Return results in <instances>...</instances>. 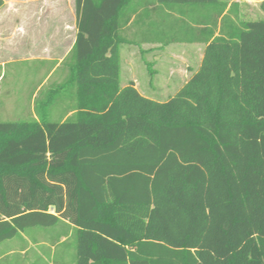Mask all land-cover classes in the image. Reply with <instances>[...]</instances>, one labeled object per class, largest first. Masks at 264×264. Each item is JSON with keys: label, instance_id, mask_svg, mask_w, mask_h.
<instances>
[{"label": "trees", "instance_id": "1", "mask_svg": "<svg viewBox=\"0 0 264 264\" xmlns=\"http://www.w3.org/2000/svg\"><path fill=\"white\" fill-rule=\"evenodd\" d=\"M157 1L213 11L198 70L164 102L121 88L132 0H74L63 79L0 122V244L62 223L74 264H264V20Z\"/></svg>", "mask_w": 264, "mask_h": 264}, {"label": "rangeland", "instance_id": "2", "mask_svg": "<svg viewBox=\"0 0 264 264\" xmlns=\"http://www.w3.org/2000/svg\"><path fill=\"white\" fill-rule=\"evenodd\" d=\"M251 1L254 4L250 5L252 10L246 12L247 19L264 18V0H261L262 2L260 0ZM57 3L58 0H3V6L0 8V63H4L0 67V122L32 120V116L36 115L35 108L40 103L39 101L45 99L50 87L59 84L63 79L65 74L63 68H59L58 72L48 77L52 64L41 66V63L37 61L38 46L34 47L35 50L31 53L28 52L27 47L31 45V36H34L32 33V35L28 34V28L31 26L34 28L35 25L24 21L22 15L23 11L34 10L38 5L39 8L44 7L46 10L47 7L57 5ZM65 3L67 4L68 0H61L62 8ZM61 10L66 11L67 9ZM51 25L48 23L37 25L40 30L45 29L38 36H45L47 27ZM24 29L29 35L27 39L23 37ZM37 39L41 38L33 40L37 41ZM38 45L41 44L38 43ZM125 47L122 58L124 61L120 62L119 72L121 88L126 86L128 80L135 79L139 92L150 100L164 102L176 94L178 89L170 87L171 82L166 81L167 88L158 89L155 87V80L165 76L164 66L179 68L180 60L177 58L169 60L162 57L157 61V65L156 61L152 60V46L149 44ZM167 49L174 56L182 54L175 46ZM129 61L132 62L130 67L127 66ZM155 69L159 70L156 79ZM63 106L65 103L63 105L56 101L53 102L49 108L50 120L58 119ZM67 227L66 224L61 223L49 229L27 232L29 237L45 239V241L53 236L61 237L66 234V242L56 245L52 252L48 247L50 245L44 247L33 242L34 244L29 246L26 242L28 249L22 253V250L26 248V243L20 236L5 241L0 244V264H74L75 241L73 231Z\"/></svg>", "mask_w": 264, "mask_h": 264}, {"label": "crops", "instance_id": "3", "mask_svg": "<svg viewBox=\"0 0 264 264\" xmlns=\"http://www.w3.org/2000/svg\"><path fill=\"white\" fill-rule=\"evenodd\" d=\"M217 1L227 4L223 13L228 15L227 22L256 21L247 19L246 12L251 11L250 5L254 4L251 0ZM260 2L262 1L260 0ZM60 3L61 0H58L57 5L54 4L47 7L46 10L44 7L39 8L40 6L38 5L34 10L23 11L22 13L24 21L35 25L34 28L32 26L28 28V34H34V36L31 34V45L29 46L30 48L27 47L29 49L28 52L31 53L35 50L34 47L36 46L39 47V51L36 52L38 53V58H36L37 61L41 63V66H43V64H52V67L49 69L50 73L48 77L52 76L54 72H58L60 63L72 48L77 33L74 0H68V3H65L63 8ZM4 4H6V1H4ZM25 7L27 8V6ZM49 8L51 9L49 10ZM130 8L132 17L128 24L122 28L121 33L128 43L120 44L119 61H124L122 58L123 49L126 48L125 46L149 44L152 46V60L156 61L157 65V61L161 60L162 57L168 58L169 60L177 58L181 61L179 68L176 66H164L163 71L165 72V76H163L162 79H156L158 75L157 71L159 70L155 69V87L158 89L167 88L166 81H168L169 83L171 82L170 87L179 90L198 70L201 64L206 44L202 42L205 36L200 30L204 28L203 23L206 21V18H208L209 21L211 20L213 11L205 9L202 5L162 4L157 0H132ZM61 9L67 10L63 11ZM257 20H264V18L261 17ZM220 22L221 17L218 19V28L214 36H217L219 33ZM46 23L52 25L47 27V34L45 36L39 37L38 35L42 34V30L45 29L40 30L37 25ZM23 31V37L25 36L27 39L29 35L25 32V29ZM36 38L41 39L34 41L33 39ZM38 43L41 45H38ZM174 46L180 49L182 53L180 56H174L171 52H168L167 48H172ZM3 64L4 63H0V67L3 66ZM130 65H132V62L129 61L127 66L130 67ZM154 77H152L153 81ZM128 81V83L132 82L134 88L139 92L135 79H130ZM161 81H165L164 84ZM32 117V119L35 118V116ZM34 230L39 231V229ZM19 236L23 242H27L29 246L34 244L33 242H37V245L44 247L50 245L48 247L51 252L54 251L56 245L66 242V235H62L61 237L53 236L47 241H45V239L29 237L27 232L21 233ZM27 243L22 253L27 251Z\"/></svg>", "mask_w": 264, "mask_h": 264}]
</instances>
